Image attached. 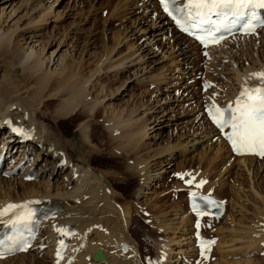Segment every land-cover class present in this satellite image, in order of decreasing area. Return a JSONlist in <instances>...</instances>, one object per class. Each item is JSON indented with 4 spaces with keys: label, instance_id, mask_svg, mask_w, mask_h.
I'll use <instances>...</instances> for the list:
<instances>
[{
    "label": "bare ground",
    "instance_id": "bare-ground-1",
    "mask_svg": "<svg viewBox=\"0 0 264 264\" xmlns=\"http://www.w3.org/2000/svg\"><path fill=\"white\" fill-rule=\"evenodd\" d=\"M116 2L121 12L116 19L122 20L124 12L134 11L130 15L125 13L129 16L126 18L128 23L123 24L121 32L112 37L113 42L119 46L120 36L123 35L125 42L129 43L128 48L124 54L118 55L119 58H112L113 60L110 56L114 48H108L105 56L104 52L102 55L97 53L100 61H96L95 55H92L94 47L97 46H94L95 33L85 26L92 18L97 20L96 16L104 7L101 0L92 8L94 12L88 22L84 20L88 10L77 9L87 4L84 0H0V127H4L8 121L15 122L27 134L24 143L27 145L16 147L18 163L12 168L18 166L26 155H30L26 152V147L33 154L38 152V156L43 153L42 161L35 171L37 180L25 182L22 176L9 179L0 177V210L7 203L22 201L54 204L63 208L61 215L48 222V236L57 235L56 231L67 223L73 224L80 231L99 225L102 219L108 218L110 213L113 214V211L117 210L115 214L116 217L119 214L120 217L117 218H120L118 222L121 225H109L119 236L95 233L91 243H87L86 247L79 251L77 264H138V261H143L141 256L132 261L119 255V245L124 238L132 240L129 231L132 211L129 206L118 205L114 199L116 193L105 181L106 174L88 165L90 158L86 156L89 154H85L89 151L83 152L76 142L78 137L90 143L94 113L103 108V121L106 131L112 137L113 149L124 153L125 156L129 155L125 169L130 172L128 175L131 177L139 178L141 185L135 190V202L144 207L147 197L151 198L157 193L156 189L162 186L159 182L164 177L160 173L171 171L173 162L178 157L175 153H182L181 156H184L187 147L199 145L204 136L207 138L211 134L213 137L217 135L203 117L199 97L192 90L194 73L200 68L195 65V61L200 57L198 53L196 58L197 46L170 28V23L158 10L155 0ZM91 7L92 2L86 6L88 9ZM105 10L109 11V8ZM51 17L58 21L53 26H58L57 23L61 22L65 25L60 28L52 27L45 33ZM107 21L105 18L102 22L106 24ZM157 52L161 54L159 62H170V67L162 74L161 69L165 68L162 65L158 73L153 75L152 58L157 57ZM210 56V61L204 63L206 70L203 77L210 84L216 85V100H223L225 105L237 96L242 84L254 83L250 74L264 72V29L252 37L232 38L214 48ZM91 63L95 64L90 68L88 66ZM109 71L126 75L132 72L133 77L128 78L127 75L128 79L125 78L117 89L110 91L111 89L107 90L108 87L100 85L97 80L99 74ZM130 78L132 83L154 86V91L151 92V99L146 100L145 104L140 103L134 110L133 107L127 109L125 105L128 110L126 112V109L118 108L119 105L109 101L125 96L124 87L131 82ZM187 79H192L193 84L184 82ZM208 94L209 91H206L204 96ZM106 101L109 103L105 104ZM48 102L54 111V114L49 113L51 122L71 119L75 121L82 116L81 122L76 125L71 135L73 139L64 138L65 134L54 131L51 125L44 122V117L48 114ZM148 115L150 119L147 117L145 120ZM186 119L189 125L182 131ZM59 127L65 128V125L57 123L56 128ZM8 133L11 131L3 135V143L0 145V154H3L5 161L13 156L12 151L15 149L14 138ZM163 136L166 137L165 141ZM157 138H163L161 141H164L162 145H156L160 148L147 150L149 147L146 148L144 143L150 145ZM217 140L219 144L213 147L212 156H197L196 169L189 165L184 167L188 163L185 156L174 172L182 174L184 170H192L190 177L184 179L187 181L200 170L193 183L208 179L203 192H210L226 205L222 222L212 232L219 239L215 254L212 255L215 259L209 264H264V256L262 258L258 255L261 258H256L258 256L253 255L254 252L259 254L264 250V159L258 161L253 157H232L219 136ZM12 147L14 148L11 149ZM69 151L74 155L71 156ZM216 165H220L221 170L214 174L212 168ZM151 168H155V171ZM26 170L22 171V174ZM152 172L155 173L151 175ZM230 178L233 180L232 184L228 183ZM239 180L246 181V185ZM153 181L156 184L151 186ZM180 187L181 183L175 181L176 190L172 195L183 199V195L176 193ZM225 187H229L231 191V202L222 199L219 193ZM159 194L153 196V200L157 202H150V210L140 206L142 212H149L150 217L146 219L151 227L158 231L156 234L159 235V230L164 233L158 237L159 241L157 240L154 249L156 254L149 260V264H155L153 261L158 262L160 259L164 260L160 264H179L176 258L181 254L190 255L193 251L192 219L179 205L175 206L180 199L174 201L176 208L173 214L161 209L165 206L164 202L160 205L158 202L165 194L160 195L161 198L158 197ZM182 201H187L186 197ZM178 202L180 204V201ZM88 204L90 208L85 212L84 206ZM184 210L187 211L185 205ZM233 213L238 214L239 219H233ZM247 213L251 215H246ZM53 223L56 224L53 226ZM227 224H235L234 229L225 227ZM169 231L173 233L170 239ZM118 232H122L123 236ZM110 237L114 240L111 241ZM45 241L51 245L47 239ZM42 247L47 248L45 243H41L27 254L0 261V264H52V250L49 247L43 250ZM98 248L103 249L105 257L104 261L95 263L92 259L90 261L89 257ZM254 248L257 251H254Z\"/></svg>",
    "mask_w": 264,
    "mask_h": 264
},
{
    "label": "rangeland",
    "instance_id": "rangeland-1",
    "mask_svg": "<svg viewBox=\"0 0 264 264\" xmlns=\"http://www.w3.org/2000/svg\"><path fill=\"white\" fill-rule=\"evenodd\" d=\"M98 1H100V0H98ZM101 1L103 3L104 7L102 8L101 13L98 16H96L97 20H95V18H92L93 19V21H92V19L90 17V16H92V14L94 12V9H92V8L95 7V4L97 2H95L93 0H84V3H87V4H84L83 7L81 6V7L77 8V9L82 8L83 10L85 9L84 11L88 10L87 13L84 16L85 17L84 20H87V22L90 19L91 20H90V23L85 26V28H89V30L91 29V31H93V33H95L96 42H95L94 46H96V45L97 46L94 47V52L96 54L94 52H92V55L93 56L95 55L94 57H96V61L97 60L100 61V58H99L100 56L99 55H102V52L105 53L104 56L106 55V53H108V48H114L112 50V55L110 56L111 59L112 58L114 59L118 55L124 54L126 52V49L128 48V44L129 43L127 44V42H125V39H124L123 35L120 36V39H119L120 45L119 46H117V43L113 42L112 37H113V35L115 33L121 32V27L123 26V24H127L128 23V22H126L127 21L126 18L129 17V16H126L125 13L129 14V15L131 14V12L134 13V11H127V12H124L122 14V15L126 16L125 18L123 16L122 20L116 19L118 17V15L121 14V12H119L120 10L118 9V4H117L116 0H101ZM90 2H92V7L90 9H88V8H86V6H88ZM93 3H94V5H93ZM105 8H109V11L105 10ZM104 17L107 18V20H108L106 24H104V22H102L105 19ZM50 20L51 21H49V25L46 26L45 33L47 31H49L50 28H52V27H59L60 28L61 26L65 25L64 22H61V23H57L58 26H53V24H55L58 21H55L52 17L50 18ZM67 22H69V20L66 21V24H67ZM62 23H64V24H62ZM102 28H103V30H102ZM61 32H62V30H61ZM103 33H104L105 36L103 35ZM169 38L170 37L168 36V39ZM95 48L97 49V52H96ZM97 53H99V55ZM197 55H198V53H196V58L198 57ZM156 56L157 57L152 58V60L154 61V64H153L154 69L152 71V74L154 73L153 75H155V73H158V71L162 67L164 68V66H165V68L161 69V71L163 70L162 74H164L163 72L166 73L167 69L170 67V66H168V65H170V62L169 63L168 62L160 63L159 59H160L161 54L159 52H157ZM119 57L120 56H118V58ZM198 61H199V59L195 61V65H198ZM94 64L95 63H91L88 67L91 68L92 66H94ZM160 66H162V67L160 68ZM133 70H135V68H133ZM85 71H86V69H85ZM115 73L116 72L109 71V72H105V73L99 74L98 77H97V80L99 81V84L100 85H104L106 88L108 87L107 90L111 89L110 91H112V90L117 89L121 85V83H123L125 81L124 79L127 78L126 77L127 75H128V78H129V76L130 77L132 76V72H130L127 75L125 73L123 74V73H119V72H118L119 75H118V73H116L117 74L116 75ZM188 80L189 79H187V81H184V82H186L188 84ZM129 81H131V82L128 83L129 85H126V87H124V90L126 88V90L124 91L125 96L120 97V98L117 97V98L111 99V101H109V102H111L113 104H116V105H119L118 108L121 107V108L126 109V107H127V109H132V107H133L132 110H134V108L138 107L140 105V103L144 102V104H145L149 99H151L153 97V94L151 92L154 91L153 90L154 86H150L147 83L146 84L142 83L141 85H138L135 82L132 83V79L131 78H130ZM97 84H98V82H97ZM128 87H130V88H128ZM192 90L195 93L193 85H192ZM109 102L106 101L105 104L109 103ZM46 104H47V107L49 109H48V114L46 113L47 115H45V117H44V122L46 121L45 122L46 124L51 125L52 128L54 129V131L57 130L56 132L60 131L61 133L65 134L64 138L73 139L71 135L74 133V129L77 127L76 125L81 122L82 116L81 117L79 116L80 119H76L75 121H73L71 119L69 121L68 120H66V121L65 120L64 121L59 120V122H57V121L51 122V120H49V117H50V114H54L53 106L49 102L46 103ZM125 105H126V107H124ZM101 109H103V108H101ZM101 109L99 111H97L96 113H94V121L92 122V125H91V133H90L91 141H90V143H86L83 140H81V138H78V137L76 138V142H78V147H81L83 152H85L86 150H87V152L89 151L88 153L85 152L86 153L85 155L89 154L86 157L88 159L90 158L89 160L87 159L88 160V165L91 166L94 170H98V171L104 172L106 174L105 181L111 187L112 191L114 193H116V196H115L116 198H114V199L117 201L118 205L120 204L119 205L120 207H124L126 205V206H129L128 208L131 209L132 212L130 214H131L132 218H131L130 229H129L130 235H131L132 239H134L135 241L137 240L136 242L139 245V248H140V251H141L143 257H145V259L147 261H149L156 254V250H154V249L156 247V242L159 241L158 237H161L162 234H164V233H162V231L159 230V232H160L159 235L156 234V232H158V231L154 227H151L152 225H150V223H147V225L142 223V221L140 220L138 215L133 212V209L131 208L132 205H131L130 202H132V201L135 202V200H136V198L134 196L136 194L135 190L137 191V187L141 185V182L139 181V178L137 176L131 177L130 175H128V174H130V172L127 171V169H125V165L129 161V155L125 156L124 153H121V152L118 153V152L115 151V149H113V145H114L113 144V140L111 141L112 137L109 135L110 133H108L106 131L107 129H106V127L104 125V121H103L105 117L102 116L103 112L101 111ZM127 109H126V112L128 111ZM138 114H139V112H138ZM46 117H47V119H45ZM147 117H149V119H150L149 115L146 116V118H144V119L146 120ZM184 118H187V117H184ZM188 118L191 119V117H188ZM78 120H79V122H78ZM187 122H188V120L186 119L185 120V124L182 125V128H183L182 131H184V129L188 128L189 124H187ZM57 123L58 124L59 123L60 124H64L65 128L61 129L59 127V129H57L56 128ZM102 125H104V126H102ZM204 137L200 140L201 142L199 143V145H196L197 147L196 146L187 147V151L185 152L184 156H181L182 153L181 154L175 153V155L178 156V157H177V159L174 160V162H173L174 165L172 166L171 171L170 172H166V173H163V172L160 173V175L163 176L164 178L160 179L162 181H160L159 183H162V186L160 188H157L156 191H157L158 194L160 193L159 196H158L159 198H161L160 195L165 194V196H164L165 198L162 197L160 199V202H158V205H160V204H162L164 202L163 205H165V206L162 207L161 209L165 210V212L166 211L169 212V213L174 212L173 210H174V208H176L175 207L176 205H179L181 210L186 212V210H184V205L182 206V204L184 203V201L181 202V200H183L182 197L178 198V196L172 195L173 194L172 191H170L171 193H168V191L170 189H173L172 175H173L174 171H176L177 165L182 163V161L185 158V156L188 159V163H186L184 167L187 168L189 166H192L193 169L194 168L196 169L197 168L196 165H197V156L198 155H204V154H206V155L208 154L209 156L213 155V153H212V151L214 150L213 147L215 148L219 144V140H215V138H213V134H211L210 136L207 137L208 140H207V138H204ZM214 137H216V136H214ZM165 138L166 137H164V139L161 138V140L163 139L165 141L166 140ZM161 140H160V138H157V139H154L152 144L148 145L147 142H146V143H144V145H147V146H145L146 148L149 147V149H147L149 151H151L150 149H153V148H154V150H156L155 147H156V145H158V143L160 145L163 144L164 141L162 142ZM83 144H84V146H83ZM87 144H89L90 146L87 145ZM93 145H96V146H94V147H96V149L93 147ZM85 146H87V147H85ZM87 148H90V149H87ZM158 148H160V147H158ZM93 149L95 150V152H94ZM205 150H207V151H205ZM90 153H91V155H90ZM69 154L71 156L74 155L71 151H69ZM193 157H195V158H193ZM190 158H192L193 160L190 161L189 160ZM219 166L220 165L214 166L212 168V171H213L212 173L216 174V172L221 170L220 169L221 167H219ZM151 169H153L155 171V168H151ZM157 171H158V169H157ZM153 173H155V172H152L151 175ZM245 174L246 173H244V171H243V175H245ZM243 177L245 178V176H243ZM215 181H217V179H215ZM232 182H233V180H231V178H230L228 180V183L232 184ZM239 182H242L243 185H246V181L239 180ZM153 184H156V182L153 181L151 186H153ZM173 191H174V189H173ZM219 193H221L222 199L224 198V200L231 202V200H230L231 191L229 190V187L228 188L227 187L223 188L222 190H220ZM155 195H153V196L156 197ZM153 196L151 198H150V196H148L147 197L148 200L145 199V200H147L146 201V206L147 207L146 206L144 207L140 203L138 205L142 206L144 209L150 210L149 209L150 207H148V206H150V202H151V204H152V202H154V203L157 202V200H155V201L153 200V198H154ZM178 199H180V200H178ZM176 200L180 201V204H179L178 201L176 202ZM174 201L177 204H175ZM142 202H144V201H142ZM174 204H175V206H174ZM88 208H90L89 204L87 206H84V211L86 209H88ZM137 208H138V206H137ZM116 211L117 210H115V212L113 211V214L112 213H110V214L116 217V214H117ZM141 212H142V210H141ZM146 213L149 214V212H146ZM110 214L108 215V218L106 217V219L108 221H106V219H104V220L100 219L102 221V223H104V224L100 223L99 225H96V226L106 227V228H108L109 233L115 234L114 233V229L111 228L109 224L111 223V225H117V223H120V222H118V221H120V218H117V217H120V216L118 214L117 217L115 218V217L111 216ZM140 214L143 215V213H140ZM246 215H251V214L247 213ZM109 217H110V219H109ZM232 217H233V219L235 218V220L239 219V215L236 214V213H233ZM145 218H148V217H145ZM171 219H173V218L171 217ZM168 220H170V216H168ZM89 224H92V223H89ZM120 225H121V223H120ZM234 226H235V224L233 226H229V224L225 225V227H229V228L232 227V229H234ZM169 232H170L169 233V239H170V238H172L173 233L171 231H169ZM229 235H230V233H229ZM113 240L114 239L111 238V241H113ZM154 240H155V242H154ZM154 243H155V246H154ZM254 251H257V250H255V248H254ZM213 258L215 259V257H213ZM256 258H261V257L258 256ZM147 261H145V264H149Z\"/></svg>",
    "mask_w": 264,
    "mask_h": 264
},
{
    "label": "snow or ice",
    "instance_id": "snow-or-ice-1",
    "mask_svg": "<svg viewBox=\"0 0 264 264\" xmlns=\"http://www.w3.org/2000/svg\"><path fill=\"white\" fill-rule=\"evenodd\" d=\"M160 3L163 5L164 11L176 20L181 30L193 34L191 29L198 28L201 35H197L196 39L200 40L205 47H207L209 42L218 43L219 40L223 39V35L218 36L217 33L230 32L231 27L237 21L245 20L242 25V30L245 34H251L257 26L264 25V21L259 20L256 12L257 9H264V0H187L183 9H174L177 14L183 11L184 15L180 19L173 14V10L169 7L170 4H176L177 0H160ZM213 16L220 19L213 23ZM181 20L185 23H191L185 27ZM202 25H210V27L205 28ZM253 77L259 81V86L249 88L245 84L234 102V107L230 104L228 108L220 109L212 105L208 109V114L221 131L226 127L231 129V132L226 134V139L235 152L238 154L254 152L257 155L264 156V72L250 74V78ZM184 175L187 174H180V178L183 179ZM193 180L194 177L187 180L186 183L191 185ZM204 183L206 181H200L195 187L201 188ZM197 195L196 192L190 193L193 198V208L199 216L204 213L196 208L195 199ZM199 199L209 204L214 203L208 197H199ZM29 203L38 202L32 201ZM16 208H23L24 211L8 222L16 235L6 237L7 240L11 241L10 244H6L5 240H0V258H3L2 250H26L28 246L20 230H28L29 226L34 223L33 216L35 211L29 209L27 204H9L4 210L0 211V216ZM197 227H199V222ZM58 231L61 232V235L68 234L63 230L58 229ZM60 243L63 245V241ZM214 243L215 241H202L201 255H204L206 245L210 246ZM57 256H60L59 250L57 251Z\"/></svg>",
    "mask_w": 264,
    "mask_h": 264
},
{
    "label": "water",
    "instance_id": "water-1",
    "mask_svg": "<svg viewBox=\"0 0 264 264\" xmlns=\"http://www.w3.org/2000/svg\"><path fill=\"white\" fill-rule=\"evenodd\" d=\"M100 259H102V255H101L100 251H98V252L96 253L95 260L97 261V260H100Z\"/></svg>",
    "mask_w": 264,
    "mask_h": 264
}]
</instances>
